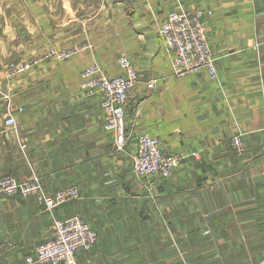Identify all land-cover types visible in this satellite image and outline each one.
Segmentation results:
<instances>
[{"label":"crops","instance_id":"1","mask_svg":"<svg viewBox=\"0 0 264 264\" xmlns=\"http://www.w3.org/2000/svg\"><path fill=\"white\" fill-rule=\"evenodd\" d=\"M23 2L15 9L14 0H0L7 40H0V67L53 46L75 52L43 58L18 77L0 71L14 105L24 107L15 129L0 109V174L37 175L47 193L76 185L80 196L47 210L35 195L0 193V264H28L26 256L52 236L54 218L77 213L98 233L77 264H261L264 0ZM178 3L212 10L206 25L216 80L205 71L173 74L157 27ZM14 17L40 20L16 30L8 20ZM123 54L140 80L129 95L120 148L100 95L81 92L80 72L96 61L105 73L120 74ZM143 131L157 135L165 151L189 154L154 184L131 172ZM236 134L245 141L242 154L231 142Z\"/></svg>","mask_w":264,"mask_h":264},{"label":"built area","instance_id":"2","mask_svg":"<svg viewBox=\"0 0 264 264\" xmlns=\"http://www.w3.org/2000/svg\"><path fill=\"white\" fill-rule=\"evenodd\" d=\"M212 10L203 7L190 8L178 3L171 8L165 20L158 24V34L162 45L171 55L173 74L182 77L205 71L212 80L218 78L216 57L211 47L207 16ZM75 49L51 47L41 57L12 61L7 65V75L18 76L35 67L43 58H69ZM118 63L123 69L120 74H107L98 62H92L80 72V89L85 96L100 95L101 107L107 112L106 128L114 131L120 148L126 139V106L132 89L140 80L139 72L131 59L123 54ZM155 80L148 83L155 87ZM11 93L0 85V109L5 110V126L17 128V114L23 106L14 105ZM232 145L238 154L245 151V141L241 134L232 137ZM25 144H23L24 148ZM198 152H192L196 155ZM184 152H167L161 146L160 138L148 131L139 134L137 145L131 153V172L154 184V177L168 178L173 170L187 158ZM0 193L26 199L35 195L47 210L69 199L80 196L76 185H69L55 193H47L37 175L22 179L12 173L0 174ZM98 241V233L81 216L73 214L67 218H54L53 234L36 247V251L26 256L28 264H77L76 256L81 251H91ZM264 260L261 264H263Z\"/></svg>","mask_w":264,"mask_h":264},{"label":"rangeland","instance_id":"3","mask_svg":"<svg viewBox=\"0 0 264 264\" xmlns=\"http://www.w3.org/2000/svg\"><path fill=\"white\" fill-rule=\"evenodd\" d=\"M14 6H15V9H21V7L23 8L24 6H25V3L23 2V0H14ZM9 21H10V23H11V25H13V27L16 29V30H19V29H21V26L22 25H26L28 22H26V21H31L32 23H34V21H37L38 22V20H40V19H37V18H21V17H14V18H10V19H8ZM37 22H35V23H37ZM0 40L1 41H4L5 43H7V40H5V39H3L1 36H0ZM14 60V59H13ZM28 60V59H27ZM18 61H21V60H18ZM10 62H12V60H10V61H8L7 63H10ZM6 63V64H7ZM8 65V64H7ZM7 65H6V67H2V65H1V67H0V71L1 70H4V73H6L7 74ZM36 67V66H35ZM23 74V73H22ZM22 74H20V75H22ZM20 75H18V76H20ZM8 76V75H7ZM18 76H15V77H18ZM8 78L10 79V78H13V77H9L8 76ZM0 79H1V77H0ZM0 85L1 86H3V88L7 91L8 89L6 88V86H5V83H4V81H1L0 80ZM82 92V91H81ZM135 176V175H134ZM138 178H140V177H138ZM62 264H64V263H62Z\"/></svg>","mask_w":264,"mask_h":264}]
</instances>
